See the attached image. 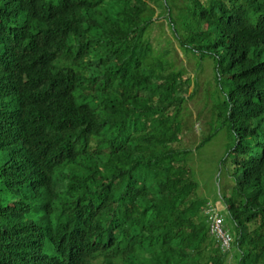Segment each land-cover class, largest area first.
<instances>
[{"label":"trees","instance_id":"16d2710c","mask_svg":"<svg viewBox=\"0 0 264 264\" xmlns=\"http://www.w3.org/2000/svg\"><path fill=\"white\" fill-rule=\"evenodd\" d=\"M177 49L214 64L193 148ZM222 128L226 251L193 175ZM79 242L85 264H264V0H0V264H70L51 249Z\"/></svg>","mask_w":264,"mask_h":264},{"label":"rangeland","instance_id":"374dc122","mask_svg":"<svg viewBox=\"0 0 264 264\" xmlns=\"http://www.w3.org/2000/svg\"><path fill=\"white\" fill-rule=\"evenodd\" d=\"M162 20L160 18L155 19L152 29V45L155 47L157 52H161L165 49L166 42L163 38L168 41L166 38L168 37V27L166 26V23H164L163 27V24L161 23ZM163 28L166 33L165 35H162ZM159 40L160 42L158 43ZM174 46H177L176 43ZM175 53H178V59L175 60L176 65L181 64L182 66H185L188 70H191L192 75L194 68V74L196 75L199 83L197 86L198 89L192 98L185 102V105L188 108L186 112L189 114L186 113L185 116L188 129H183V143L187 148H193L199 143L204 133L210 129L209 120L211 118L212 109L209 96L216 98L217 95L214 82H212V77H214V64L209 56L203 59H199L198 56L197 58H187L186 56H182L179 49H177ZM193 88L194 87L190 85L188 88L189 93L192 92ZM207 88L211 91L210 94ZM227 144V131H224L222 128L208 143L203 145L200 149H198V152L195 153L193 162L195 170L193 175L199 184L196 190L197 195L207 197L212 203L221 199L219 195L221 189L220 186L223 187L224 184L228 183V180L222 173L219 180L217 179L219 174L217 171V165L220 160V156L225 153L224 151ZM218 209L224 216L226 207L224 206ZM230 228L232 227L230 226Z\"/></svg>","mask_w":264,"mask_h":264},{"label":"clouds","instance_id":"9594fccd","mask_svg":"<svg viewBox=\"0 0 264 264\" xmlns=\"http://www.w3.org/2000/svg\"><path fill=\"white\" fill-rule=\"evenodd\" d=\"M126 45H127V41L124 40L123 44L121 45V48H125ZM101 54L102 53H99L98 56H100ZM89 145L93 148L92 153H95L99 150H109L111 148H114L115 147V141L112 137L109 139V138H105L103 136H100L97 138L95 143L89 141ZM99 145H102L103 147L99 148L98 147ZM54 158H53V160H54ZM54 161H55V164L57 166H59L60 159L56 160V158H55ZM209 203H210V205L215 204V203H212L210 200H209ZM213 206H215V205H213ZM215 207L219 211L217 206H215ZM223 219H224V217H223ZM225 228L228 229V231L230 232L228 227L225 226ZM209 231H210V219H209ZM210 233H211V231H210ZM211 234H213V233H211ZM230 234H231V232H230ZM220 246H221V244H220ZM91 248H93L92 244H84V243L82 244L79 242V243H77L76 247L73 250L68 251V252L63 251L59 247V245H55V244H54V248H52L51 251L55 254V256H59L66 263L68 262L70 264H85V254ZM224 251H226V250H224Z\"/></svg>","mask_w":264,"mask_h":264},{"label":"built area","instance_id":"2783aa9c","mask_svg":"<svg viewBox=\"0 0 264 264\" xmlns=\"http://www.w3.org/2000/svg\"><path fill=\"white\" fill-rule=\"evenodd\" d=\"M207 213H209L211 233L219 238L223 250L230 249L232 236L225 228L222 214L213 205L208 206Z\"/></svg>","mask_w":264,"mask_h":264},{"label":"crops","instance_id":"0c3cea01","mask_svg":"<svg viewBox=\"0 0 264 264\" xmlns=\"http://www.w3.org/2000/svg\"><path fill=\"white\" fill-rule=\"evenodd\" d=\"M219 203H220V204H219ZM215 205H217V208H221V207H223L222 203H221L219 200H217V201L215 202Z\"/></svg>","mask_w":264,"mask_h":264}]
</instances>
